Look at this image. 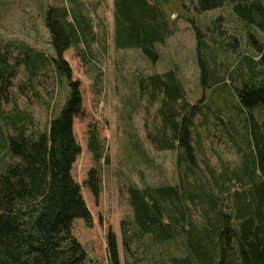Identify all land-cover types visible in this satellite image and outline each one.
Masks as SVG:
<instances>
[{"label": "trees", "instance_id": "trees-1", "mask_svg": "<svg viewBox=\"0 0 264 264\" xmlns=\"http://www.w3.org/2000/svg\"><path fill=\"white\" fill-rule=\"evenodd\" d=\"M194 1L201 12L233 2L238 17L264 33V0ZM114 4L116 47L140 48L148 59L157 61L156 44H165L173 33L165 12L151 0H114ZM45 21L57 57L32 54L25 46V58L15 64L0 58V82H5V73L23 63L33 75L54 62L68 84L66 101L45 130L29 132L26 118L9 116L6 122L14 134L5 140L0 133L1 146L7 148L11 159L0 171V264H89L87 250L73 233L77 218L92 222L82 187L72 173L81 153L74 118L81 111L83 98L80 81L72 79L64 53L88 40L93 24L81 8L66 6L48 7ZM197 37L202 85L225 81V76L209 65L207 56L212 50L199 29ZM250 37L258 47L259 59L248 57V70L240 73L243 80L234 89L237 108L246 117L242 141L249 150L243 153L240 169L215 173L208 166L209 176L217 183L223 178L224 182L239 184L231 192L228 210L217 190L189 176L197 162L193 128L201 107L188 101L178 73L171 68L139 79V88L149 103L158 105L148 139L158 150L177 152L181 175L177 184L127 187L134 217L132 226L128 227L126 220L121 224L126 252L133 251V243L150 234L161 243L180 239L183 254L173 258L174 264H264V119L260 121L255 114L257 108L264 111V43L254 34ZM89 147L96 161L103 158L104 147L95 129L90 130ZM97 179L91 170L87 185L95 193ZM194 206L200 209L198 221ZM107 242L111 264H121L112 230Z\"/></svg>", "mask_w": 264, "mask_h": 264}, {"label": "rangeland", "instance_id": "rangeland-1", "mask_svg": "<svg viewBox=\"0 0 264 264\" xmlns=\"http://www.w3.org/2000/svg\"><path fill=\"white\" fill-rule=\"evenodd\" d=\"M151 1L165 12L173 29L165 44H156L159 59L155 62L140 48L116 47L114 0H0V58L6 57L9 64L25 58V46L32 49V54L57 57L45 21L50 6L81 8L93 24L88 40L64 53L72 79L80 81L83 98L81 111L74 118L81 153L72 173L82 187L92 222L77 218L73 233L87 250L89 264H111L107 242L110 230L117 237L121 264H174L173 258L183 254L180 239L161 243L145 234L133 243L131 252H126L123 243L121 224L126 220V225L132 226L134 217L127 187L177 184L181 175L177 152L158 150L148 139L158 105L149 103L140 90L141 77L173 68L188 101L201 107L193 128L197 162L189 176L217 190L227 210L232 204L231 192L239 184L224 182L223 178L217 183L209 176L208 166L215 173L240 169L243 153L249 150L242 141L246 117L237 108L234 89L243 80L240 73L248 70V57L259 59L250 34L264 43V33L243 22L233 10V2L201 12L194 0ZM197 29L212 50L208 58V48L204 49L209 65L225 76V81L210 87L201 81ZM4 78L5 82H0V133L5 140L14 134L6 122L9 116L26 118L29 132L45 130L68 94L66 79L54 62L33 75L23 63L5 73ZM255 114L260 121L264 119L261 108L255 109ZM91 129L98 131L104 147L99 161L89 147ZM1 145L0 140V171L11 161L7 148ZM91 170L97 174V193L87 185ZM193 213L195 220L201 219L197 206Z\"/></svg>", "mask_w": 264, "mask_h": 264}]
</instances>
